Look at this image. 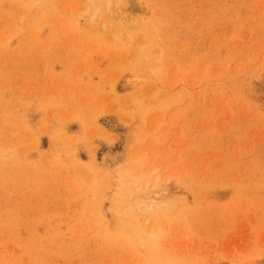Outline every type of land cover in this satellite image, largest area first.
Returning <instances> with one entry per match:
<instances>
[{
  "label": "rangeland",
  "instance_id": "rangeland-1",
  "mask_svg": "<svg viewBox=\"0 0 264 264\" xmlns=\"http://www.w3.org/2000/svg\"><path fill=\"white\" fill-rule=\"evenodd\" d=\"M0 264H264V0H0Z\"/></svg>",
  "mask_w": 264,
  "mask_h": 264
},
{
  "label": "bare ground",
  "instance_id": "bare-ground-1",
  "mask_svg": "<svg viewBox=\"0 0 264 264\" xmlns=\"http://www.w3.org/2000/svg\"><path fill=\"white\" fill-rule=\"evenodd\" d=\"M100 11H101V13H102V8H101V6H100ZM125 12H126V10H123V12L121 13L120 12V14L116 17V19H118L120 22H124V21H126L130 26H131V28H129V30L130 31H135L134 30V26H132L131 25V21H129V19H128V17L127 16H124V14H125ZM128 86V83H127V81L124 79H122V81H121V88H126ZM108 124L109 125H112V122L109 120L108 121ZM104 155H103V159L104 160H108V161H116L117 159H118V157L120 156V154H121V151H107V152H105V153H103ZM151 226V225H150ZM150 226H148V232H146V234L145 235H148V236H152L153 234H154V229H153V226L152 227H150ZM145 227V226H144ZM147 228V227H146ZM145 228V229H146ZM144 228L142 227V230H143ZM143 230V231H146V230Z\"/></svg>",
  "mask_w": 264,
  "mask_h": 264
}]
</instances>
